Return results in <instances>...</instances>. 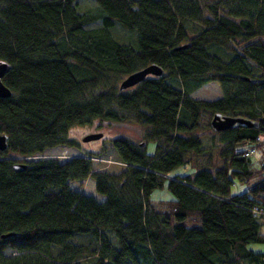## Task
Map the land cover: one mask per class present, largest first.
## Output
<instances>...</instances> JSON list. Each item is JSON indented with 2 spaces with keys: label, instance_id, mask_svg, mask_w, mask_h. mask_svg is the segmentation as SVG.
Masks as SVG:
<instances>
[{
  "label": "trees",
  "instance_id": "trees-1",
  "mask_svg": "<svg viewBox=\"0 0 264 264\" xmlns=\"http://www.w3.org/2000/svg\"><path fill=\"white\" fill-rule=\"evenodd\" d=\"M90 1L0 0V264H264L248 247L264 244V158L242 155L264 140V0ZM150 64L162 74L118 89ZM209 82L219 97L191 96ZM215 114L254 125L215 131ZM93 119L143 128L138 144L110 140L120 170L90 154L33 159ZM189 156L194 171L153 203ZM86 178L100 198L73 186ZM234 180L246 189L231 195Z\"/></svg>",
  "mask_w": 264,
  "mask_h": 264
},
{
  "label": "rangeland",
  "instance_id": "rangeland-1",
  "mask_svg": "<svg viewBox=\"0 0 264 264\" xmlns=\"http://www.w3.org/2000/svg\"><path fill=\"white\" fill-rule=\"evenodd\" d=\"M80 8L89 7L92 5L90 0H76ZM116 39L124 41L125 38L121 33H114ZM128 88L125 90H130ZM194 98L202 99H215L220 96V90L216 83L209 82L191 94ZM142 131L143 128L133 122H106L98 119H93L85 124H76L73 125L69 130V139L73 142L72 146H61L53 147L51 149L43 151L40 155L33 157L37 158H58L59 160L70 157L78 156L81 154H90L89 156H97L100 160L97 161V164L94 162L93 168L99 169L100 171L115 172L119 167L120 163L116 154L112 150L110 140L113 138H124L130 141L133 144H138L142 142ZM101 133L99 139L82 141V138L88 134ZM194 134L198 136L202 143L205 146H208L210 143V137L213 136V132L209 129L202 128L200 130L194 131ZM154 143L147 142L146 152L147 154H152L154 152ZM245 147V145L237 146V148ZM242 149V148H241ZM207 151H205L206 153ZM190 159L189 164L185 166L177 167L165 175L162 185L158 188L153 189L149 194V199L153 202H165L169 199H172L170 193L166 188L167 180L174 177L190 175L194 171V160L193 156ZM264 158V152L257 149L252 156L250 157L252 163L257 166ZM198 162V161H197ZM74 187H78L83 193L95 196L100 198L98 194L95 193L93 188V182L90 178H86L80 184H73ZM246 189V185L238 181H233V184L230 187L229 193L237 194ZM248 247L254 251H259L264 253V244L259 243H250Z\"/></svg>",
  "mask_w": 264,
  "mask_h": 264
},
{
  "label": "water",
  "instance_id": "water-1",
  "mask_svg": "<svg viewBox=\"0 0 264 264\" xmlns=\"http://www.w3.org/2000/svg\"><path fill=\"white\" fill-rule=\"evenodd\" d=\"M185 46H179L176 49L184 48ZM9 66L6 63L0 62V98H7L10 96L9 89L3 85L1 82L2 76L6 73ZM162 74V70L157 67L154 64L147 65L139 70H136L130 74H128L126 77H124L118 84L119 90H125L127 88H131L141 81H143L147 76H160ZM243 124L246 126H253L254 124H251L249 121H246L244 119L238 118V117H229V116H221L218 114H215L212 116L210 120L211 127L215 131H222L225 129L230 128L234 124ZM101 136V133H94V134H88L82 138V141H90L99 139ZM6 136L4 134H0V151L5 150L6 147ZM25 168L24 163H18L15 162L12 164V169L16 172L22 171Z\"/></svg>",
  "mask_w": 264,
  "mask_h": 264
},
{
  "label": "built area",
  "instance_id": "built-area-1",
  "mask_svg": "<svg viewBox=\"0 0 264 264\" xmlns=\"http://www.w3.org/2000/svg\"><path fill=\"white\" fill-rule=\"evenodd\" d=\"M257 142H258V143H257L256 145H257L259 148H260V147H263V148H260V149H263V150H264V140L259 139ZM254 150H255L254 147H251V148H249V149L243 151L242 155L245 156V157H248V156H250V155H252V154L254 153Z\"/></svg>",
  "mask_w": 264,
  "mask_h": 264
},
{
  "label": "bare ground",
  "instance_id": "bare-ground-1",
  "mask_svg": "<svg viewBox=\"0 0 264 264\" xmlns=\"http://www.w3.org/2000/svg\"><path fill=\"white\" fill-rule=\"evenodd\" d=\"M260 148H263V147H260Z\"/></svg>",
  "mask_w": 264,
  "mask_h": 264
},
{
  "label": "crops",
  "instance_id": "crops-1",
  "mask_svg": "<svg viewBox=\"0 0 264 264\" xmlns=\"http://www.w3.org/2000/svg\"><path fill=\"white\" fill-rule=\"evenodd\" d=\"M244 148H246V147H244Z\"/></svg>",
  "mask_w": 264,
  "mask_h": 264
}]
</instances>
